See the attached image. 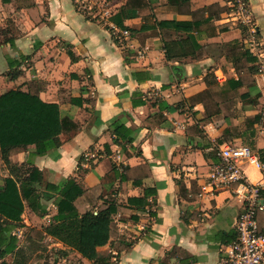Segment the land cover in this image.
I'll return each instance as SVG.
<instances>
[{"label": "crops", "instance_id": "0c3cea01", "mask_svg": "<svg viewBox=\"0 0 264 264\" xmlns=\"http://www.w3.org/2000/svg\"><path fill=\"white\" fill-rule=\"evenodd\" d=\"M101 1L103 16L87 18L74 0H34V6L22 9L17 0H0V96L18 89L27 92L28 84L43 83L41 100L58 105L62 116L78 126V131L61 135L59 147L46 155L36 156L37 147L29 146L11 162L31 169L39 191L71 179L89 191L114 166L147 165L152 176L142 188L119 182L113 186L118 202L135 209L115 217L120 238L105 249L115 256L117 244L131 250L122 252L114 264H163L175 248L192 256L186 264H220L221 247L235 239L242 208L233 191L200 198V186L218 162V148L231 144L253 152L264 150V122L252 127L247 123L264 112V0H246L248 11L243 14L234 7L235 0H193L183 10L169 0H144L147 6L137 10V18L125 20L126 31L110 18L129 10V0ZM212 6L216 7L212 13L198 15ZM166 21L203 25L191 34V43L188 34L157 26ZM165 41L175 43L170 60ZM236 41L259 60L253 67L262 96L256 105L237 98L233 117L204 125V106L192 107L188 100L207 90L209 74L215 75L220 86L238 79L225 57L216 60L208 54L211 45ZM193 44L209 50L197 59ZM9 59L15 63L12 71L22 73L16 80L9 77ZM248 93V88L239 90L240 96ZM116 122L132 130L131 145L114 144ZM235 128L241 136L223 142L225 131ZM87 155L94 157L88 168L82 162ZM243 170L251 183L261 182L257 168L246 164ZM179 181L194 199L180 196ZM146 190H156V196H145ZM56 200L57 196L42 201L44 216L26 208V227L17 230L22 233L19 236L15 232L19 240L27 239L30 229L43 231L51 225L60 212ZM144 202V209L136 210ZM46 242L55 246L54 252H47ZM27 245L31 246L28 239ZM39 246L46 257L35 264H71V253L80 264H93L51 237L46 236Z\"/></svg>", "mask_w": 264, "mask_h": 264}, {"label": "trees", "instance_id": "16d2710c", "mask_svg": "<svg viewBox=\"0 0 264 264\" xmlns=\"http://www.w3.org/2000/svg\"><path fill=\"white\" fill-rule=\"evenodd\" d=\"M192 1L169 0L170 4L179 10H183ZM17 4L18 8L22 9L34 6L35 2L34 0H17ZM128 5L129 10L126 8L110 18V22L123 31L128 29L124 25L125 20L137 18V10L146 7L147 3L144 0H129L126 7ZM76 8L80 11L78 5ZM214 9H216L214 6L203 9L198 15H204L206 12L212 13ZM80 12L87 18H91L88 11ZM202 25L199 23L196 26V23L176 21L157 23V26L163 30H175L188 34L191 43H193L191 34ZM12 30L17 36V30L14 27ZM144 30L146 28H143ZM165 44L167 59L170 60L171 45L175 43L165 41ZM192 47L197 59H201L204 51L209 50L208 47L204 48L197 44H193ZM209 51L208 54L216 60L225 57L228 62L232 63L238 79L229 80L220 86L215 75L209 74L205 78L207 90L188 100L192 107L199 104L204 106L207 114L204 125L233 117L237 98L247 104L256 105L262 96L257 89L256 69L253 67L259 60L245 49L244 45L238 41L229 44H214L210 46ZM8 64L11 69L9 77L11 80L18 79L22 74L21 71L19 69L12 71L15 65L12 60L9 59ZM242 88H248L250 93L240 96L239 90ZM44 90L43 83L33 82L28 84L27 92L18 89L0 96V161L10 174V177L4 179L0 185V262L10 264L7 259L13 256L14 262L11 264H30L32 255L41 249L39 243L48 236L93 264H114L113 260L119 259L122 252L131 250L128 246L117 244L115 251L118 256H115L111 249H105L112 240L120 238V229L115 217L132 214L135 209L118 202L115 196L118 190H113V186L119 182L120 184H131L134 188H142L144 181L152 176L151 169L147 165L135 168L114 166L102 183L89 191L81 190L73 179L65 181L60 187L48 185L45 191L36 189L34 184L38 181L37 176L31 173V169L26 166L13 165L11 158L23 153L29 146L37 147L36 156H44L59 147L61 135H70L78 131V126L70 118L62 116L58 105L47 104L41 100V93ZM260 121L262 117L247 119L249 127ZM132 134V130L124 124L119 122L113 124L115 145H131L133 143ZM239 136L241 133L237 128L226 130L223 142H230L232 138ZM106 149L110 151V146L107 145ZM255 153L264 164V150H258ZM82 162H85V158ZM178 188L181 197L194 199L193 193L191 197L188 196L186 186L182 181L178 182ZM56 196L59 214L53 217L51 225L43 231L30 229L28 242L31 246L26 249L20 247V240L15 232L26 227L23 219L26 208L28 207L37 215L44 216L46 210L42 201L44 199L50 201ZM145 196H156V190H146ZM145 206L146 202L136 210L142 211ZM190 261H192V256L175 248L163 264H186Z\"/></svg>", "mask_w": 264, "mask_h": 264}, {"label": "built area", "instance_id": "2783aa9c", "mask_svg": "<svg viewBox=\"0 0 264 264\" xmlns=\"http://www.w3.org/2000/svg\"><path fill=\"white\" fill-rule=\"evenodd\" d=\"M80 1H75L80 11L91 13L92 9L84 8V2L81 5ZM234 7L241 14L248 11V4L244 0H235ZM215 156L218 162L213 166L208 180L200 186L199 197L214 198L222 192L233 191L242 208L235 223V239L221 247L220 264H264V164L255 152L244 146L226 144L218 148ZM84 158L83 166L88 168L89 161L94 157L87 155ZM246 164L261 172L260 183H251L243 170Z\"/></svg>", "mask_w": 264, "mask_h": 264}, {"label": "rangeland", "instance_id": "374dc122", "mask_svg": "<svg viewBox=\"0 0 264 264\" xmlns=\"http://www.w3.org/2000/svg\"><path fill=\"white\" fill-rule=\"evenodd\" d=\"M83 2H84V5H85V6H83L84 8L85 7H88L89 9H92V12L89 14V17H97V16L99 17L101 15L103 16V12H101L102 11V8L100 6L103 3L101 0H81L80 1V4L82 5ZM8 175H9L8 170L4 167L3 163L0 161V185H2L4 179ZM115 191H116V189H115ZM28 215L29 214L26 215V213H25V219H27V220L29 218ZM16 234L19 236L22 233L20 231H16ZM26 238L28 239V236ZM27 239H21L20 240V246L21 247H27L28 246V245L26 246ZM43 246H44L45 249H47V252L50 251L51 249H52L51 252H54L55 249H56L55 246L54 247L51 246V244H49L48 242H46L45 244H43ZM49 247H51V248H49ZM45 249H42V251L40 250L41 252L39 251V253L37 252V253H35V255L33 254L32 257H31V260L32 261L30 262V264H35L38 261H42L43 262L44 261V258L46 257V253L43 252ZM31 250H34V249H31ZM29 252H30V249H29ZM48 254H51V253H48ZM71 254L72 255H71V258H70L69 262L71 264H80V261L78 260V257L74 253H71ZM28 255L31 256V254H28ZM13 260H14V257L13 258L12 257L11 258H8V261H11L12 262ZM117 260L119 261L118 258H117ZM113 263H116V261L113 260Z\"/></svg>", "mask_w": 264, "mask_h": 264}]
</instances>
